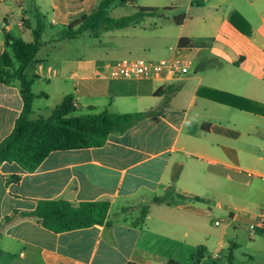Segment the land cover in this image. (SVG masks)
<instances>
[{
	"label": "crops",
	"instance_id": "obj_1",
	"mask_svg": "<svg viewBox=\"0 0 264 264\" xmlns=\"http://www.w3.org/2000/svg\"><path fill=\"white\" fill-rule=\"evenodd\" d=\"M100 1L0 0V60L7 50L5 33L31 42L36 12L46 24L43 46L25 70L35 96L30 119L49 118L68 95L74 97L75 115L154 111L126 131L110 134L101 147L52 152L34 172L16 162L0 164V259L8 264H183L184 255L200 243L203 218L222 210L228 216L237 212L233 221H253L251 215L259 211L222 201L235 188L241 196L248 193L249 205L264 211V202L259 203L264 190L242 177L256 174L264 181V115L200 94L219 91L264 106V0H212L208 8L223 29L212 36L185 37L194 43L180 48L190 60L189 73L167 82L112 78L118 61L141 59L134 58L139 47L124 40L136 39L138 29L158 30L154 17L94 38L112 45L97 50L107 56L100 63L91 61L87 51L65 52L73 49L74 40H59L62 28L91 14ZM125 7L141 6L134 0ZM186 8L203 9L197 0H187ZM233 13L249 23L250 35L234 28ZM186 15L182 27L192 19ZM195 62L198 70L192 73ZM8 71L0 69V77ZM23 105L20 82L0 80V143L13 132ZM227 108L246 115L227 113ZM167 192L170 204L154 203ZM57 199L107 201L111 226L55 233L35 217L7 220L16 211H35L39 201ZM146 206L149 213L143 218Z\"/></svg>",
	"mask_w": 264,
	"mask_h": 264
},
{
	"label": "trees",
	"instance_id": "obj_2",
	"mask_svg": "<svg viewBox=\"0 0 264 264\" xmlns=\"http://www.w3.org/2000/svg\"><path fill=\"white\" fill-rule=\"evenodd\" d=\"M132 1L134 0H101L91 14L63 27L58 35L59 40H77L86 32H90L92 38L98 39L106 32L139 26L147 17L164 18V12L172 10L171 7L141 6L135 7L132 14L118 18L111 16L110 10L114 5L125 6ZM186 19L187 15L182 13L175 17L174 21L176 25L181 26ZM230 22L242 34H251V26L239 13H233L230 16ZM45 28L43 16L36 12L31 42L16 39L9 33H5L7 50L0 60V69H10L6 76L0 77V80L3 82L18 80L24 102L22 113L16 121L13 132L0 143V164L16 162L29 173L34 172L52 152L101 147L110 134L124 132L154 113L152 110L127 114L104 111L98 114L75 115L74 97L68 95L49 118L30 119L35 96L32 92L33 81L25 75V70L37 59L43 46ZM190 46H194L190 39L183 37L179 40V48ZM200 94L235 109L264 115V106L240 96L213 90H204ZM171 196V193L167 192L163 196L155 197L154 203L170 204ZM195 200L202 201L200 198ZM109 210L110 203L107 201L74 204L63 199L42 200L38 202L35 211H16L7 220L14 216L35 217L43 227L55 233H62L95 225L105 224L110 227ZM148 213L149 207L146 206L142 209V217H146ZM256 233L264 235V224L256 228ZM204 254L205 248L199 247L197 253L193 255V264H200ZM168 264L180 263L170 261Z\"/></svg>",
	"mask_w": 264,
	"mask_h": 264
},
{
	"label": "rangeland",
	"instance_id": "obj_3",
	"mask_svg": "<svg viewBox=\"0 0 264 264\" xmlns=\"http://www.w3.org/2000/svg\"><path fill=\"white\" fill-rule=\"evenodd\" d=\"M199 4H202L203 9H191L189 11L186 8L187 0H135L138 6H160V8H166L167 6H178L177 9L164 12V18L158 20L156 16L153 18L154 21L159 22L161 25L158 30H141L138 29L139 36L136 39L124 40L125 43L132 42V44L139 47L138 52L134 55V58H141L147 61L156 60L159 58L170 57L172 51L169 46L175 48L178 38L190 37L198 38L199 36H212L222 30V23L218 19L217 15L212 9H209L212 0H197ZM207 7V8H206ZM135 10L132 7L125 6H114L110 10V14L114 18L125 16L127 13ZM186 13L192 16V19H188L186 24L182 26L176 25L174 19L181 13ZM14 26V25H13ZM30 33V32H29ZM32 40L31 38L27 39ZM44 40H47V32L44 35ZM108 41V38H106ZM117 39L114 42H119ZM74 45L73 49H66L65 52H76L87 51L90 60H97L100 63L101 60L105 59L104 53L97 51L99 48H105L109 43L100 45L99 42L92 38L90 32H86L79 40L71 42ZM79 50V51H77ZM42 54L44 52H41ZM113 58V55H109ZM198 61V59L196 60ZM96 62V63H97ZM197 62L191 68L192 73L198 70L196 69ZM240 78V77H239ZM242 78V77H241ZM240 78V79H241ZM216 107V106H213ZM227 113L236 114L238 117L246 115L244 112H240L231 108H227ZM231 114H228L231 116ZM254 170L262 172L261 169L255 168ZM255 171V172H256ZM244 181L252 182L254 188L264 190V181L260 179L256 174L252 176H242ZM247 190L250 187L246 186ZM248 193L244 192V195H240L238 189H234L232 197H222L223 202H228L229 205L242 204L243 206L251 207L255 212H261L256 209L255 205H249L247 201ZM243 200V201H242ZM218 201V202H222ZM256 202V201H255ZM262 198L259 203H263ZM240 214L244 215V212ZM248 216V215H245ZM219 221L216 225L215 221ZM249 221H236L231 220L228 215L222 210H217L213 216L202 219L201 233L199 234L200 243L199 247L205 248L204 258L200 264H264V235L251 234ZM223 244L221 245V243ZM196 247L193 252L188 251L182 258L183 264H193V255L197 253L198 248ZM17 263V261H15ZM23 261L21 260V264ZM0 264H8L6 259H0Z\"/></svg>",
	"mask_w": 264,
	"mask_h": 264
},
{
	"label": "built area",
	"instance_id": "obj_4",
	"mask_svg": "<svg viewBox=\"0 0 264 264\" xmlns=\"http://www.w3.org/2000/svg\"><path fill=\"white\" fill-rule=\"evenodd\" d=\"M172 55L159 60L145 59H122L117 62L116 69L112 73L115 80L130 81H161L167 82L184 77L189 73L190 60L181 54L177 46L170 47ZM75 105V103H74ZM237 212H232L229 218L233 220ZM253 221L250 223L251 234H256V228L264 224V211L251 215ZM218 225L219 221H215Z\"/></svg>",
	"mask_w": 264,
	"mask_h": 264
}]
</instances>
